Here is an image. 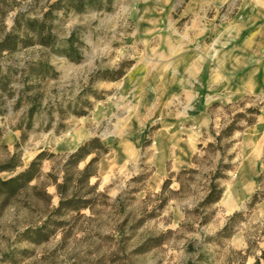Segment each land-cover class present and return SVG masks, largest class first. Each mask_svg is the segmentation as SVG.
Here are the masks:
<instances>
[{
	"label": "rangeland",
	"instance_id": "obj_1",
	"mask_svg": "<svg viewBox=\"0 0 264 264\" xmlns=\"http://www.w3.org/2000/svg\"><path fill=\"white\" fill-rule=\"evenodd\" d=\"M6 38L0 181L25 173L40 154L44 160L32 182L0 185V264H264V211L256 205L264 176L256 199L233 216L216 202L236 180L244 131L264 114V95H211L210 123L189 166L171 172L168 161L162 182L150 183L161 159L155 95L170 92L171 82L207 85L216 54L264 67V0H0V43ZM175 105L169 109L187 108ZM234 122L237 131L218 143ZM95 138L108 154L88 178L96 154L68 161Z\"/></svg>",
	"mask_w": 264,
	"mask_h": 264
},
{
	"label": "crops",
	"instance_id": "obj_2",
	"mask_svg": "<svg viewBox=\"0 0 264 264\" xmlns=\"http://www.w3.org/2000/svg\"><path fill=\"white\" fill-rule=\"evenodd\" d=\"M216 55L219 59V69L207 85L204 83L188 90L186 82L173 86L170 81L171 89L167 90L170 92L165 93L162 90L155 95L158 99L160 98L161 104H157L151 113L153 116L160 113L162 126L155 141L156 149L160 150L161 157L159 156V158L161 159L150 178V183L153 186H158L166 176L168 161L171 172L189 166L203 128L210 123L211 118L208 116L207 108L213 101L211 95L220 93L231 100H239L244 95L250 94L264 95V67L254 65L253 62L246 65L244 62L246 57L242 54ZM197 56L198 54H193L192 57L200 64V59H198L200 56ZM195 62L193 63L194 69L189 67V72L196 70L198 64ZM175 79L178 80V77ZM194 89L197 92L195 97L188 94V91ZM207 91L210 92L209 97L205 95ZM196 98L198 101H195ZM177 100L187 108L185 110L169 109L170 106H177L175 105ZM192 103L194 108L190 109ZM184 122L196 123L197 131L186 128L187 132H180L178 126ZM235 173L236 180L230 185V189L225 191L219 202L220 212L224 217H230L240 212L260 190L259 180L264 176V114L258 117L254 125L244 131L242 159ZM256 205L258 211H264V199L257 202Z\"/></svg>",
	"mask_w": 264,
	"mask_h": 264
},
{
	"label": "trees",
	"instance_id": "obj_3",
	"mask_svg": "<svg viewBox=\"0 0 264 264\" xmlns=\"http://www.w3.org/2000/svg\"><path fill=\"white\" fill-rule=\"evenodd\" d=\"M7 42V38L0 43V45L5 44ZM122 74L120 73L118 77H121ZM249 112L254 116H259L260 113L258 110L251 109ZM31 115V114H29ZM256 123V120H248V126H252ZM235 122L231 124L226 130L222 131V133L219 136H216V141L219 143L222 139L230 138L235 131H237V128H235ZM92 154H96V157L93 158L89 164L85 167L83 171V175L88 178L92 177L94 174H90L91 167L98 162V156L99 154L106 155L108 154V148L102 145L99 139L95 138L90 140L87 143H84L74 154H72L69 158L68 164L72 166H77L81 162L85 161L89 156ZM43 154H40L30 165V167L25 171V173L20 174L18 177L14 179H10L8 181H0V185L2 187H11L13 184H16L20 182L21 180L26 181L28 183L32 182L37 175L40 174V165L43 161ZM169 181H166L165 185H167ZM164 185V187H165ZM58 192L60 195L63 196V185H57ZM216 191V187L212 184L210 194L208 196V200L212 197L213 192ZM221 194L219 193V196L216 199V202L221 200ZM256 199V196H254V200ZM71 203V201L66 200L65 202H61V206H64ZM87 207L86 204H83L81 209H85Z\"/></svg>",
	"mask_w": 264,
	"mask_h": 264
}]
</instances>
